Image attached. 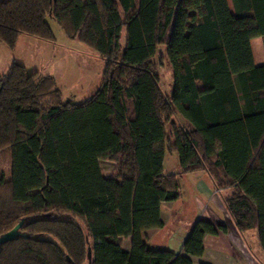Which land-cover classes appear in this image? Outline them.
<instances>
[{
	"label": "trees",
	"instance_id": "trees-1",
	"mask_svg": "<svg viewBox=\"0 0 264 264\" xmlns=\"http://www.w3.org/2000/svg\"><path fill=\"white\" fill-rule=\"evenodd\" d=\"M231 3L0 0L9 49L20 34L54 42L51 19L104 61L79 104L16 61L0 78V235L21 220L24 234L0 244V264H88V247L89 264H193L204 236L225 225L195 220L180 252L148 247L142 232L163 226L162 202L177 200L181 175L196 170L229 191L230 218L240 233L257 229L264 252V64L250 45L258 36L264 47V0ZM160 46L169 93L153 62ZM174 152L180 169L165 173ZM101 159L115 164L109 176Z\"/></svg>",
	"mask_w": 264,
	"mask_h": 264
},
{
	"label": "crops",
	"instance_id": "crops-1",
	"mask_svg": "<svg viewBox=\"0 0 264 264\" xmlns=\"http://www.w3.org/2000/svg\"><path fill=\"white\" fill-rule=\"evenodd\" d=\"M229 1L231 2V0ZM260 41L261 43H259ZM262 41V37L258 36L250 40L256 65L264 64ZM172 154H175L172 155V158L175 156L176 164L178 156L175 152ZM165 163L166 157L163 168ZM179 169L178 163L174 171L166 173H175ZM182 185L187 186L188 190L185 193L182 192ZM228 192L227 189H217L212 178L204 170L182 174L179 182L178 199L172 202H162L160 206L163 226L161 228H149L142 232L146 245L154 249L168 248L173 252H180L191 225L195 220L201 219L214 225H225L226 231L206 234L202 240L204 251L201 256L192 257L193 264H264V252L260 246L257 229H253L255 233L251 234L248 232L252 230L240 233L230 218L224 203V198ZM189 203H191L190 207L188 206ZM129 248L130 237H126L123 239L122 249L129 251Z\"/></svg>",
	"mask_w": 264,
	"mask_h": 264
},
{
	"label": "rangeland",
	"instance_id": "rangeland-1",
	"mask_svg": "<svg viewBox=\"0 0 264 264\" xmlns=\"http://www.w3.org/2000/svg\"><path fill=\"white\" fill-rule=\"evenodd\" d=\"M77 1V0H75ZM229 1V0H228ZM230 7L233 11L231 2ZM49 25L55 37L54 42L41 40L35 37L20 35L15 49H9L0 42V78L8 72V67L14 61L24 65L28 71H40L42 74H52L57 88L61 92L62 100L69 99L73 103L79 104L88 98L99 87L104 72V61L98 54L78 40L67 39L61 27L49 19ZM30 39L31 41L29 42ZM261 43V41L259 42ZM156 64L155 69L159 77V85L164 93H169L172 85V71L164 57V47L160 46L153 58ZM176 123H182L180 116L173 118ZM167 136H171V126L166 124ZM175 154H166L164 172L174 171ZM101 172L104 176H109L115 164L109 159L99 161ZM2 168L5 177L10 176L9 157L3 155ZM178 168V166H177ZM187 186L182 185V192H186ZM191 195V194H190ZM34 199L39 198L37 190L32 191ZM189 197V195H187ZM191 206V203L188 204ZM248 233H255L252 230Z\"/></svg>",
	"mask_w": 264,
	"mask_h": 264
},
{
	"label": "water",
	"instance_id": "water-1",
	"mask_svg": "<svg viewBox=\"0 0 264 264\" xmlns=\"http://www.w3.org/2000/svg\"><path fill=\"white\" fill-rule=\"evenodd\" d=\"M23 223V220L19 221L14 227H12L10 230L2 233L0 235V244H3L5 242H8V241H11L13 240L14 238L18 237V236H24V234H22L19 229L21 227ZM87 259H88V264L90 262V259H91V250H90V247H88V250H87Z\"/></svg>",
	"mask_w": 264,
	"mask_h": 264
}]
</instances>
